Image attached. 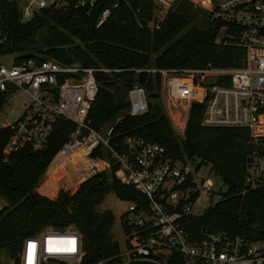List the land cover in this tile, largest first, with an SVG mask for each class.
I'll list each match as a JSON object with an SVG mask.
<instances>
[{
  "label": "built area",
  "instance_id": "built-area-1",
  "mask_svg": "<svg viewBox=\"0 0 264 264\" xmlns=\"http://www.w3.org/2000/svg\"><path fill=\"white\" fill-rule=\"evenodd\" d=\"M14 1L21 21L46 8L84 9L88 14L97 2ZM152 1L153 17L143 25L149 31L160 27L173 3ZM201 1L199 7L219 22L216 43L244 50L241 66L109 69L64 64L52 58L12 59L6 65L1 59L10 54L1 53L7 36L0 28V97L5 103L13 101L16 110L15 118L1 125L10 129L3 154L23 148L40 150L56 122L66 119L75 128L42 172L37 192L50 199L61 191L74 194L83 181L114 166V177L141 196L128 201L121 216L125 246L110 258L89 261L79 231L72 226L63 230L48 227L25 239L11 260H0V264H264V235L249 239L226 231H204L200 238L191 239L186 231L184 220L204 211L195 213L193 206L221 190L216 188L220 180L210 167L202 168L204 163L185 155L169 156L160 144L135 135L125 136L121 148L113 147L112 131L121 116L105 131L90 126L89 111L98 93L97 72L158 75L161 103L175 134L184 138L193 104L203 106L202 126L246 128L250 151L243 185L254 189L264 184V0ZM110 10L101 11L97 26ZM125 99L127 115L148 110L149 95L142 85L125 87ZM95 151L99 154L93 155Z\"/></svg>",
  "mask_w": 264,
  "mask_h": 264
},
{
  "label": "trees",
  "instance_id": "trees-1",
  "mask_svg": "<svg viewBox=\"0 0 264 264\" xmlns=\"http://www.w3.org/2000/svg\"><path fill=\"white\" fill-rule=\"evenodd\" d=\"M107 7L109 16L97 26ZM154 11L152 0H97L88 14L84 9L46 8L21 21L18 4L0 0V28L7 36L1 53L13 55L15 62L52 58L64 64L109 69L242 65L244 50L216 43L219 22L192 1L174 0L160 27L149 31L143 25ZM95 78L98 93L89 111L90 126L103 131L121 116L112 131L113 147L121 148L127 135L142 137L163 146L169 156L185 155L209 164L226 186L216 203L201 215L184 220L191 239L200 238L204 231H226L249 239L264 235V184L254 189L243 185L250 151L246 128L202 126L203 106L193 104L184 138H179L162 106L158 75L125 70L97 72ZM132 84L144 86L149 95L148 110L137 116L125 114L113 94L115 85L128 88ZM4 103L5 98L0 97V109ZM74 128L73 122L60 119L43 148H23L5 156L10 129L0 127V255L6 250L14 255L25 239L45 228L63 230L68 226L81 234L89 261L104 260L119 251L110 234L113 214L98 211L97 206L111 191L126 201H138L141 196L114 177V166L83 181L74 194L61 191L50 199L37 192L42 172Z\"/></svg>",
  "mask_w": 264,
  "mask_h": 264
},
{
  "label": "rangeland",
  "instance_id": "rangeland-1",
  "mask_svg": "<svg viewBox=\"0 0 264 264\" xmlns=\"http://www.w3.org/2000/svg\"><path fill=\"white\" fill-rule=\"evenodd\" d=\"M190 1L194 2L193 4L198 7H199V3H203L201 0H198V2H195V0H190ZM13 58H14L13 55H9L8 57L2 58L1 62L8 65L10 64ZM13 108H14V102L9 100L0 109V126L6 123L7 121H12L15 118L16 110ZM109 125L111 124L106 125L103 131H105L106 127ZM208 167H210V165L205 164V166H203L202 168L206 169ZM218 187L221 188V193L226 190V186L223 185L220 181H217L216 188L218 189ZM220 197L221 196L218 194L217 195L215 194L209 198L202 197L199 203L193 206V211L195 213L203 211L209 205L216 203L220 199ZM1 204L3 205L2 201ZM128 206H129L128 201L119 199L117 196H115V194L112 191L106 194L102 202L97 206L98 211L109 210L112 212L114 220L112 227L110 229V234L112 236V239L118 243L119 248H123L125 246L126 235L123 233L121 227V216L126 212ZM11 257L12 254L9 253L7 250L2 251L0 255V260H4L8 262L11 260Z\"/></svg>",
  "mask_w": 264,
  "mask_h": 264
},
{
  "label": "water",
  "instance_id": "water-1",
  "mask_svg": "<svg viewBox=\"0 0 264 264\" xmlns=\"http://www.w3.org/2000/svg\"><path fill=\"white\" fill-rule=\"evenodd\" d=\"M113 94L119 107L126 108L128 106V100L125 99V87L121 85H115L113 87ZM216 193L220 194V192Z\"/></svg>",
  "mask_w": 264,
  "mask_h": 264
},
{
  "label": "bare ground",
  "instance_id": "bare-ground-1",
  "mask_svg": "<svg viewBox=\"0 0 264 264\" xmlns=\"http://www.w3.org/2000/svg\"><path fill=\"white\" fill-rule=\"evenodd\" d=\"M219 192H220V194H221V190H220ZM220 194H218V195H220ZM216 195H217V193H216Z\"/></svg>",
  "mask_w": 264,
  "mask_h": 264
}]
</instances>
